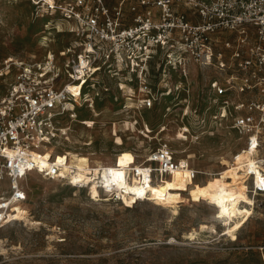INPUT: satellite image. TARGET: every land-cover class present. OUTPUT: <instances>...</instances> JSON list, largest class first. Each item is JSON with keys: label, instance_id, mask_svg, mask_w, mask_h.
Segmentation results:
<instances>
[{"label": "built area", "instance_id": "2783aa9c", "mask_svg": "<svg viewBox=\"0 0 264 264\" xmlns=\"http://www.w3.org/2000/svg\"><path fill=\"white\" fill-rule=\"evenodd\" d=\"M29 1L35 13L48 12L53 23L61 19L73 39L71 47L48 50L41 60L7 57L0 63V228L24 224L17 208L28 210L30 174L87 189L72 182V169L63 175L53 161L74 124L92 127L99 118L95 109L107 102L123 121L126 109H151L165 94L188 92L192 66L214 74L205 84L206 122L225 123L242 140V151L264 158V0ZM83 111L93 117L80 118ZM183 133L190 135L189 128ZM146 159L153 178L180 165L166 143ZM189 172V180L208 176ZM88 176L89 184L121 202L113 185ZM252 187L256 197L264 193V185Z\"/></svg>", "mask_w": 264, "mask_h": 264}, {"label": "rangeland", "instance_id": "374dc122", "mask_svg": "<svg viewBox=\"0 0 264 264\" xmlns=\"http://www.w3.org/2000/svg\"><path fill=\"white\" fill-rule=\"evenodd\" d=\"M36 10L29 0H0V63L7 57L41 60L48 50L71 47L69 27ZM212 77L211 70L192 66L188 92L165 94L151 109H126L123 121L107 102L95 109V125L74 124L54 151H74L111 166L119 154L141 163L166 143L180 165L187 162L208 175L197 181L219 176L226 170L221 161L231 160L243 143L225 123L206 122L201 113ZM79 116L93 117L88 111ZM28 178L27 208L37 224L0 228V264H264V193L255 197L254 210L231 238L225 235V218H217L193 190L183 193L186 201L175 209L149 200L127 206L98 190L91 196L89 187L71 188L38 174Z\"/></svg>", "mask_w": 264, "mask_h": 264}, {"label": "bare ground", "instance_id": "6f19581e", "mask_svg": "<svg viewBox=\"0 0 264 264\" xmlns=\"http://www.w3.org/2000/svg\"><path fill=\"white\" fill-rule=\"evenodd\" d=\"M72 91L76 92L77 89L72 88ZM87 122L90 123V121ZM116 157L114 164L105 166L101 161L92 160L87 155L66 151L64 154L55 153L53 161L62 165L61 174L63 175L72 169L73 173L70 174L72 182L76 184V182L82 181L88 184L91 196H94L97 190L100 191L95 182L92 181L89 184L92 179L88 174H93L106 186L113 185L121 197V203L127 206L142 198L159 205L172 206L175 209L177 204L186 201L183 193L193 190L198 198L212 205L216 210L217 218H225L227 226L225 235L231 238L235 237V232L248 219L255 207L256 193L248 194L246 189L248 183L264 185L262 174L264 158L246 150L239 151L231 160L223 159L221 164L225 166L226 170L219 173V176H211L203 182L189 180L190 167L187 162L172 170L169 175L156 180L150 173L149 160L146 159L140 163L129 161L124 154H119ZM45 158L49 160L52 158L51 150L46 152ZM42 164L49 166V162L46 161H42ZM17 210V218L23 220L25 225L37 224L28 216V210L20 208ZM2 242L3 240L0 239V244Z\"/></svg>", "mask_w": 264, "mask_h": 264}, {"label": "snow or ice", "instance_id": "6c2138e0", "mask_svg": "<svg viewBox=\"0 0 264 264\" xmlns=\"http://www.w3.org/2000/svg\"><path fill=\"white\" fill-rule=\"evenodd\" d=\"M169 187H171V185H169ZM215 203V202H214ZM225 214H226V211H225Z\"/></svg>", "mask_w": 264, "mask_h": 264}]
</instances>
